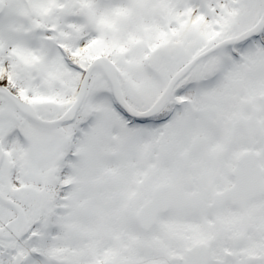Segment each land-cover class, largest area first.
Listing matches in <instances>:
<instances>
[{"label":"snow or ice","instance_id":"6c2138e0","mask_svg":"<svg viewBox=\"0 0 264 264\" xmlns=\"http://www.w3.org/2000/svg\"><path fill=\"white\" fill-rule=\"evenodd\" d=\"M0 264H264V0H0Z\"/></svg>","mask_w":264,"mask_h":264}]
</instances>
